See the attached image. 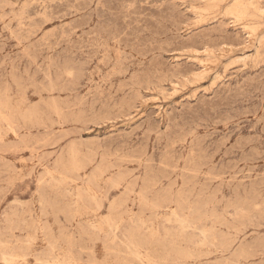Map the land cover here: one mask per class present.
<instances>
[{
  "label": "rangeland",
  "instance_id": "1",
  "mask_svg": "<svg viewBox=\"0 0 264 264\" xmlns=\"http://www.w3.org/2000/svg\"><path fill=\"white\" fill-rule=\"evenodd\" d=\"M0 99V264H264V0H0Z\"/></svg>",
  "mask_w": 264,
  "mask_h": 264
},
{
  "label": "bare ground",
  "instance_id": "2",
  "mask_svg": "<svg viewBox=\"0 0 264 264\" xmlns=\"http://www.w3.org/2000/svg\"><path fill=\"white\" fill-rule=\"evenodd\" d=\"M101 1H102V0H101ZM242 1H243V0H242ZM246 1H247V0H246ZM243 3H244V2H243ZM97 4H98V3H97ZM101 5H102V4H101ZM133 5H134V4H132V6H133ZM240 5L242 6V9H243V10L241 11V13H243V12L246 10L247 7L244 6V5H242V3H240ZM169 6H170V5H169ZM241 6H240V7H241ZM170 7H171V6H170ZM171 8H172V7H171ZM103 9H104V7H103ZM161 9H162V8H161ZM161 9H160V10H161ZM240 9H241V8H240ZM250 9H251V8H250ZM250 9H249V10H250ZM172 10H173V9H172ZM176 10H178V9H176ZM176 10H175V11H176ZM175 11H174V12H175ZM77 12H78V11H77ZM78 13H79V12H78ZM241 13H240V14H241ZM174 14H175V13H174ZM174 14H173V15H174ZM177 14H178V13H177ZM243 14H244V13H243ZM181 16H182V15H181ZM92 17H93V16H92ZM175 18H177V17H175ZM32 19H34V18H32ZM96 19H97V18H96ZM29 21H30V20H29ZM97 21H98V19H97ZM97 21H96V22H97ZM172 21H173V20H172ZM237 21H238V20H237ZM87 24H88V23H87ZM95 24H96V23H95ZM95 24H94V25H95ZM178 24H180V23H178ZM96 25H97V24H96ZM233 26H234V25H233ZM86 27H87V26H86ZM167 27H168V26H167ZM144 28H145V27H144ZM171 28H172V27H171ZM107 29H108V28H107ZM128 29H130V28L128 27ZM146 29H147V28H146ZM178 29H179V28H178ZM224 29H225V28H224ZM239 29H240V28H239ZM87 30H88V28H87ZM114 30H115V29H114ZM8 31H10V30H8ZM105 31H106V30H105ZM112 31H113V30H112ZM170 31H171V30H170ZM213 31H214V30H213ZM220 31H221V30H220ZM220 31H219V32H220ZM113 32H114V31H113ZM131 32L133 33V31H131ZM219 32H218V33H219ZM228 32H229V31H228ZM25 33H26V32H25ZM172 33H173V32H172ZM178 33H179V32H178ZM17 34H18V33H17ZM20 34H21V33H20ZM96 34H97V33H96ZM101 34H102V33H101ZM124 34H125V33H124ZM148 34H149V33H148ZM150 34H151V33H150ZM179 34H180V33H179ZM213 34H214V33H213ZM215 34H216V33H215ZM1 35H2V34H1ZM27 35H28V33H27ZM69 35H70V34H69ZM90 35H91V34H90ZM90 35H89V36H90ZM97 35H98V34H97ZM113 35H114V34H113ZM144 35H145V34H144ZM17 36H18V35H17ZM93 36H94V35H93ZM133 36H135V35H133ZM177 36H178V35H177ZM181 36H182V35H181ZM25 37H26V36H25ZM95 37H96V36H95ZM138 37H139V36H138ZM156 37H157V36H156ZM170 37H171V36H170ZM172 37H173V36H172ZM15 38H16V37H15ZM32 38H33V37H32ZM103 38H104V37H103ZM152 38H153V37H152ZM29 39H30V38H29ZM100 39H101V38H100ZM106 39H107V38H106ZM114 39H115V38H114ZM119 39H120V38H119ZM154 39H155V38H154ZM96 40H97V39H96ZM96 40H95V41H96ZM135 40H136V39H135ZM138 40H139V39H138ZM14 41H15V40H14ZM92 41H93V40H92ZM103 41H104V40H103ZM1 42H2V41H1ZM84 42H85V41H84ZM110 42H111V41H110ZM152 42H153V41H152ZM174 42H175V41H174ZM134 43H135V42H134ZM154 43H155V42H154ZM43 44H44V43H43ZM49 44H50V43H49ZM88 45H89V44H88ZM123 45H124V44H123ZM14 46H15V45H14ZM17 46H18V45H17ZM48 47H49V46H48ZM95 47H96V46H95ZM30 48H31V47H30ZM52 48H53V47H52ZM93 48H94V47H93ZM132 48H133V47H132ZM1 49H2V48H1ZM3 49H4V48H3ZM15 49H16V48H15ZM82 50H83V49H82ZM122 50H124V49L122 48ZM125 50H126V49H125ZM132 50H134V49H132ZM132 50H131V51H132ZM31 51H32V50H31ZM31 51H30V52H31ZM35 51H36V49H35ZM47 51H48V50H47ZM65 51H66V50H65ZM85 51H86V50H85ZM101 51H102V50H101ZM120 51H121V50H120ZM1 52H2V51H1ZM3 52H4V51H3ZM28 52H29V51H28ZM36 52H37V51H36ZM93 52H94V51H93ZM32 53H33V52H32ZM32 53H30V54H32ZM132 53H133V52H132ZM33 54H34V53H33ZM65 54H66V53H65ZM9 55H10V54H9ZM92 55H93V54H92ZM98 55H99V54H98ZM123 55H124V54H123ZM134 55H135V54H134ZM144 55H145V54H144ZM10 56H11V55H10ZM14 56H15V55H14ZM21 56H22V55H21ZM35 56H36V54H35ZM128 56H129V55H128ZM130 56H132V55H130ZM18 57H19V56H18ZM18 57H17V58H18ZM55 57H56V56H55ZM109 57H110V56H109ZM70 58H71V57H70ZM82 58H83V57H82ZM123 58H124V57H123ZM135 58H136V57H135ZM2 59H3V58H2ZM8 59H9V58H8ZM57 59H58V58H57ZM59 59H60V58H59ZM95 59H96V58H95ZM139 59H140V58H139ZM78 60H79V59H78ZM85 60H86V59H85ZM90 60L93 61V59H90ZM102 60H103V59H102ZM131 60H132V59H131ZM155 60H156V59H155ZM34 61H36V60H34ZM120 61H121V60H120ZM128 61H129V60H128ZM128 61H127V62H128ZM152 61H153V60H152ZM15 62H16V61H15ZM19 62L22 63L21 61H19ZM51 62H52V61H51ZM51 62H50V63H51ZM57 62H58V61H57ZM104 62H105V61H104ZM144 62H145V61H144ZM4 63H5V61H4ZM8 63H9V62H8ZM12 63H13V62H12ZM17 63H18V62H17ZM24 63H25V62H24ZM27 63H28V62H27ZM30 63H31V60H30ZM40 63H42V62H40ZM67 63H68V62H67ZM69 63H70V62H69ZM107 63H108V62H107ZM142 63H143V62H142ZM1 64H2V63H1ZM34 64H35V63H34ZM105 64H106V63H105ZM132 64H133V63H132ZM4 65H5V64H4ZM12 65H13V64H12ZM32 65H33V64H32ZM63 65H64V64H63ZM69 65H70V64H69ZM75 65H76V64H75ZM14 66H15V65H14ZM20 66H21V65H20ZM45 66H46V65H45ZM73 66H74V65H73ZM129 66H131V65L129 64ZM177 66H178V65H177ZM1 67H2V66H1ZM15 67H19V66H15ZM15 67H14V68H15ZM35 67H36V66H35ZM74 67H75V66H74ZM78 67H79V66H78ZM86 67H87V66H86ZM89 67H90V66H89ZM105 67H106V66H105ZM2 68H3V67H2ZM22 68H23V67H22ZM33 68H34V67H33ZM36 68H37V67H36ZM178 68H179V66H178ZM18 69H19V68H18ZM30 69H31V68H30ZM34 69H35V68H34ZM55 69H56V68H55ZM137 69H138V68H137ZM143 69H144V68H143ZM21 70H22V69H21ZM25 70H26V67H25ZM48 70H49V69H48ZM52 70H53V69H52ZM1 71H2V70H1ZM8 71H10V70H8ZM17 71H18V70H17ZM17 71H16V72H17ZM19 71H20V69H19ZM56 71H57V69H56ZM58 71H59V70H58ZM60 71H61V70H60ZM65 72H66V71H65ZM124 72H125V71H124ZM135 72H136V71H135ZM19 73H20V72H19ZM46 73H47V72H46ZM55 73H56V72H55ZM114 73H115V72H114ZM190 73H191V72H190ZM17 74H18V73H17ZM112 74H113V72H112ZM118 74H119V73H118ZM155 74H156V73H155ZM10 75H12V74H10ZM52 75H53V74H52ZM105 75H106V74H105ZM115 75H116V74H115ZM119 75H120V74H119ZM133 75H134V74H133ZM144 75H145V74H144ZM148 75H149V74H148ZM44 76H45V74H44ZM55 76H57V75H55ZM58 76H59V75H58ZM86 76H87V75H86ZM130 76H131V75H130ZM138 76H139V75H138ZM146 76H147V75H146ZM164 76H165V75H164ZM9 77H10V76H9ZM53 77H54V75H53ZM60 77H61V76H60ZM65 77H66V76H65ZM109 77H110V76H109ZM109 77H108V78H109ZM112 77H113V76H111V78H112ZM116 77H117V76H116ZM3 78H4V77H3ZM34 78H35V76H34ZM56 78H57V77H56ZM56 78H55V79H56ZM134 78H135V77H134ZM149 78H150V77H149ZM149 78H148V79H149ZM60 79H61V78H60ZM103 79H104V78H103ZM105 79H106V78H105ZM122 79H123V78H122ZM152 79H153V78H152ZM254 79H256V78H254ZM12 80H14V79H12ZM47 80H48V79H47ZM47 80H46V81H47ZM57 80H58V79H57ZM57 80H56V81H57ZM123 80H124V79H123ZM130 80H131V78H130ZM149 80H150V79H149ZM248 80H249V79H248ZM5 81H6V80H5ZM25 81H26V80H25ZM82 81H83V80H82ZM3 82H4V81H3ZM13 82H14V81H13ZM41 82H42V81H41ZM107 82H108V81H107ZM140 82H141V81H140ZM143 82H144V81H143ZM250 82H251V81H250ZM4 83H5V82H4ZM4 83H3V84H4ZM23 83H24V82H23ZM29 83H30V82H29ZM88 83H89V82H88ZM34 84H35V83H34ZM34 84H33V85H34ZM47 84H49V82H48ZM53 84H54V82H53ZM72 84H73V83H72ZM103 84H104V83H103ZM119 84H120V83H119ZM129 84H130V83H129ZM134 84H135V83H134ZM147 84H148V83H147ZM152 84H154V83L152 82ZM13 85H14V84H13ZM41 85H42V84H41ZM50 85H51V84H50ZM114 85H115V82H114ZM116 85H117V84H116ZM126 85H127V84H126ZM156 85H157V84H156ZM29 86H30V85H29ZM52 86H53V85H52ZM68 86H69V85H68ZM68 86H67V87H68ZM100 86H101V84H100ZM104 86H105V85H104ZM119 86H120V85H119ZM122 86H123V85H122ZM127 86H128V85H127ZM246 86H247V85H246ZM44 87L46 88V86H44ZM54 87H55V86H54ZM54 87H52V88L54 89ZM59 87H60V86H59ZM128 87H129V86H128ZM135 87H136V86H135ZM19 88H20V87H19ZM28 88H29V87H28ZM37 88H38V87H37ZM52 88H51V89H52ZM122 88H123V87H122ZM122 88H121V89H122ZM245 88H246V87H245ZM24 89H25V88H24ZM40 89H41V88H40ZM42 89H43V87H42ZM46 89H47V88H46ZM53 89H52V90H53ZM73 89H74V88H73ZM116 89H117V88H116ZM20 90H21V89H20ZM25 90H26V89H25ZM25 90H24V91H25ZM32 90H33V89H32ZM54 90H56V89H54ZM59 90H60V88H59ZM78 90H79V89H78ZM11 91H12V90H11ZM24 91H23V92H24ZM33 91H34V90H33ZM66 91H67V90H66ZM71 91H72V90H70V92H71ZM126 91H127V89H126ZM253 91H254V90H253ZM4 92H5V91H4ZM8 92H9V91H8ZM26 92H27V91H26ZM41 92H43V91H41ZM46 92H47V91H46ZM94 92H95V91H94ZM117 92H118V91H117ZM130 92H131V91H130ZM2 93H3V91H2ZM19 93H20V92H19ZM24 93H25V92H24ZM123 93H124V92H123ZM246 93H247V92H246ZM8 94H9V93H8ZM11 94H12V93H11ZM22 94H23V93H22ZM71 94H72V93H71ZM235 94H236V93H235ZM253 94H254V93H253ZM82 95H83V94H82ZM121 95H122V94H121ZM6 96H7V95H6ZM93 96H94V95H93ZM117 96H118V95H117ZM136 96H137V95H136ZM238 96H239V95H238ZM85 97H86V96H85ZM76 98H77V97H76ZM115 98H116V97H115ZM127 98H128V96H127ZM248 98H249V97H248ZM51 99H52V98H51ZM65 99H66V98H65ZM82 99H83V98H82ZM94 99H95V98H94ZM105 99H106V98H105ZM111 99H112V98H111ZM234 99H235V98H234ZM239 99H240V98H239ZM0 100H1V99H0ZM4 100H5V99H4ZM53 100H54V99H53ZM91 100H92V99H91ZM103 100H104V99H103ZM112 100H113V99H112ZM24 101H25V100H24ZM38 101H39V99L37 100V102H38ZM48 101H49V100H48ZM58 101H59V100H58ZM82 101H84V100H82ZM123 101H124V100H123ZM6 102H7V101H6ZM22 102H23V100L20 101V103H22ZM234 102H235V101H234ZM33 103H34V102H33ZM38 103H39V102H38ZM98 103H99V102H98ZM101 103H103V102H101ZM104 103H105V102H104ZM241 103H242V102H241ZM245 103H246V102H245ZM247 103H248V102H247ZM250 103H251V102H250ZM5 104H6V103H5ZM43 104H44V103H43ZM52 104H53V103H52ZM89 104H90V103H89ZM108 104H109V103H107V105H108ZM37 105H38V104H37ZM49 105H50V104H49ZM67 105H68V104H67ZM109 105H110V104H109ZM239 105H240V103H239ZM245 105H246V104H245ZM28 106L30 107V105H28ZM51 106H52V105H51ZM110 106H111V105H110ZM116 106H117V105H116ZM123 106H124V105H123ZM257 106H258V105H256V107H257ZM18 107H19V106H18ZM18 107H17V108H18ZM61 107H62V105H61ZM64 107H65V106H64ZM79 107H82V106H79ZM85 107H86V106H85ZM94 107H96V106L94 105ZM32 108H33V107H32ZM68 108H69V107H68ZM124 108H125V107H124ZM124 108H123V110H124ZM235 108H236V107H235ZM249 108H250V107H249ZM257 108H258V107H257ZM0 109H1V108H0ZM91 109H92V108H91ZM121 109H122V108H121ZM211 109H212V108H211ZM243 109H244V108H243ZM15 110H16V109H15ZM15 110H14V111H15ZM36 110H37V109H36ZM103 110H104V109H103ZM109 110H110V109H109ZM240 110H241V109H240ZM257 110H258V109H257ZM33 111H34V110H33ZM33 111H32V112H33ZM101 111H102V110H101ZM37 112H38V111H37ZM37 112H36L35 114H37ZM65 112H66V111H65ZM74 112H75V111H74ZM76 112H77V111H76ZM102 112H103V111H102ZM256 112H257V111H256ZM27 113H28V112H27ZM30 113H31V112H30ZM60 113H61V112H60ZM93 113H94V112H93ZM232 113H233V112H232ZM232 113H231V114H232ZM235 113H236V112H235ZM33 114H34V113H33ZM63 114H64V113H63ZM79 114H80V113H79ZM81 114H82V113H81ZM87 114H88V113H87ZM238 114H239V113H238ZM14 115H15V114H14ZM25 115H26V113H25ZM54 115H55V114H54ZM75 115H76V114H75ZM18 116H19V115H18ZM23 116H24V114H23ZM47 116H48V115H47ZM47 116H46V117H47ZM80 116H82V115H80ZM84 116H85V115H84ZM227 116H228V115H227ZM10 117H11V116H10ZM13 117H14V116H13ZM75 117H76V116H75ZM94 117H95V116H94ZM24 118H25V116H24ZM48 118H49V117H48ZM226 118H227V117H226ZM231 118H232V117H231ZM6 119H7V118H6ZM57 119H58V118H57ZM64 119H65V118H64ZM66 119H67V117H66ZM66 119H65V121H66ZM72 119H73V118H72ZM229 119H230V118H228V120H229ZM13 120H14V119H13ZM181 120H182V119H181ZM231 120H232V119H231ZM257 120H258V118H257ZM71 121H72V120H71ZM229 121H230V120H229ZM17 122H18V121H17ZM66 122H67V121H66ZM75 122H76V121H75ZM181 122H182V121H181ZM248 122H249V121H248ZM79 123H80V122H79ZM176 123H177V122H176ZM256 123H257V122H256ZM1 124H2V123H1ZM57 124H58V123H57ZM59 124H60V123H59ZM59 124H58V125H59ZM72 124H73V123H72ZM201 124H204V123H201ZM207 124H208V123H207ZM51 125H53V124H51ZM171 125H172V124H171ZM255 125H256V124H255ZM172 126H173V125H172ZM176 126H177V125H176ZM176 126H175V127H176ZM6 127H7V126H6ZM8 127H9V126H8ZM151 127H152V126H151ZM178 127H179V126H178ZM197 127H198V126H197ZM206 127H207V126H206ZM248 127H249V126H248ZM248 127H247V128H248ZM250 127H251V126H250ZM250 127H249V128H250ZM254 127H255V126H254ZM254 127H253V128H254ZM176 128H177V127H176ZM203 128H204V127H203ZM149 129H150V127H149ZM187 130H188V129H187ZM208 130H209V129H208ZM237 130H238V129H237ZM237 130H236V131H237ZM239 130H240V129H239ZM173 131H174V129H173ZM193 131H194V130H193ZM184 133H185V132H184ZM231 133H232V132H231ZM153 134H155V133H153ZM191 134H192V133H191ZM12 135H13V134H12ZM127 135H128V134H127ZM170 135H171V134H170ZM186 135H187V134H186ZM213 135H214V134H213ZM213 135H212V136H213ZM229 135H230V134H229ZM255 135L257 136V134H255ZM255 135H254V136H255ZM129 136H130V135H129ZM181 136H182V135H181ZM160 137H161V136H160ZM160 137H159V138H160ZM257 137H258V136H257ZM92 138H93V137H92ZM96 138H97V137H96ZM124 138H125V137H124ZM184 138H185V137H184ZM207 138H208V137H207ZM215 138H216V137H215ZM223 138L225 139V137H223ZM223 138H222V139H223ZM130 139H131V138H130ZM157 139H158V138H157ZM172 139H173V138H172ZM186 139H187V138H186ZM211 139H212V138H211ZM224 139H223V140H224ZM258 139H260V138H258ZM0 140H1V139H0ZM163 140H164V139H163ZM163 140H162V141H163ZM169 140H170V139H169ZM173 140H174V139H173ZM203 140L205 141L206 139H203ZM218 140H219V139H218ZM236 140H237V139H236ZM241 140H242V139H241ZM77 141H78V140H77ZM136 141H137V140H136ZM139 141H140V140H139ZM139 141H138V142H139ZM175 141H176V140H175ZM175 141H174V142H175ZM184 141H185V140H184ZM122 142H123V141H122ZM182 142H183V141H182ZM213 142H214V141H213ZM213 142H212V143H213ZM216 142H217V141H216ZM238 142H239V140H238ZM241 142H242V141H241ZM159 143H160V142H159ZM171 143H173V142H171ZM171 143H170V144H171ZM179 143H181V142H179ZM214 143H215V142H214ZM254 143H255V142H254ZM261 143H262V142H261ZM54 144H55V143H54ZM130 144H132V143H130ZM168 144H169V143H168ZM191 144H192V143H191ZM203 144H204V143H203ZM236 144H237V143H236ZM21 145H22V144H21ZM80 145H81V144H80ZM156 145H157V143H156ZM156 145H155V146H156ZM159 145H160V144H159ZM262 145H263V144H262ZM6 146H7V145H6ZM14 146H16V145H14ZM83 146H84V144H83ZM174 146H176V144H174ZM208 146H209V145H208ZM211 146H212V144H211ZM20 147H21V146H20ZM69 147H70V146H69ZM140 147H141V146H140ZM172 147H173V145H172ZM215 147H216V146H215ZM79 148H80V147H79ZM133 148H134V147H133ZM180 148H181V147H180ZM197 148H198V147H197ZM210 148H211V147H210ZM256 148H257V147H256ZM9 149H10V148H9ZM144 149H145V148H144ZM167 149H168V148H167ZM167 149H165V150H167ZM208 149H209V148H208ZM66 150H68V149H66ZM77 150H78V149H77ZM131 150H132V149H131ZM178 150H179V149H178ZM4 151H5V149H4ZM156 151H157V150H156ZM232 151H233V150H232ZM247 151H248V150H247ZM252 151H253V150H252ZM6 152H7V151H6ZM77 152H78V151H77ZM126 152H127V151H126ZM189 152H190V151H189ZM237 152H238V151H237ZM257 152H258V151H257ZM66 153H67V152H66ZM171 153H173V152H171ZM208 153H209V152H208ZM212 153H213V152H212ZM69 154H70V152H69ZM69 154H68V155H69ZM71 154H72V152H71ZM90 154H91V153H90ZM157 154H158V153H157ZM162 154H163V153H162ZM193 154H194V153H193ZM216 154H217V153H216ZM216 154H214V155L216 156ZM235 154H236V153H235ZM238 154H239V153H238ZM42 155H43V154H42ZM74 155H75V154H74ZM85 155H86V154H85ZM93 155H94V153H93ZM110 155H111V154H110ZM155 155H156V154H155ZM189 155H190V154H189ZM208 155H209V154H208ZM245 155H246V154H245ZM113 156H114V155H113ZM163 156H164V155H163ZM163 156H162V157H163ZM166 156H168V155H167V151H166ZM174 156H175V155H174ZM176 156H177V155H176ZM199 156H200V155H199ZM234 156H235V155H234ZM234 156H233V157H234ZM48 157H51V156H48ZM71 157H72V155H71ZM83 157H84V156H83ZM92 157H93V156H92ZM121 157H123V153H122V156H120V158H121ZM137 157H138V156H137ZM153 157H154V156H153ZM171 157H173V156H171ZM194 157H195V156H194ZM73 158H74V157H73ZM85 158H86V157H85ZM88 158H89V156H88ZM154 158H155V157H154ZM205 158H206V157H205ZM226 158H227V157H226ZM238 158H239V157H238ZM38 159H40V158H38ZM125 159H126V158H125ZM132 159H133V158H132ZM139 159H140V158H139ZM139 159H138V160H139ZM166 159H167V157H166ZM173 159H174V157H173ZM189 159H190V158H189ZM200 159H201V158H200ZM214 159H215V158H214ZM232 159H233V158H232ZM235 159H237V158H235ZM257 159H258V158H257ZM80 160H81V159H80ZM88 160H89V159H88ZM90 160H91V159H90ZM90 160H89V161H90ZM107 160H108V159H107ZM107 160H106V161H107ZM130 160H131V159H130ZM130 160H128V161H130ZM164 160H165V159H164ZM164 160H163V161H164ZM193 160H195V159H193ZM198 160H199V158H198ZM201 160H203V159H201ZM251 160H252V159H251ZM73 161H74V160H73ZM81 161H82V160H81ZM116 161H117V160H116ZM120 161H122V160H120ZM123 161H124V160H123ZM128 161H127V162H128ZM133 161H134V160H133ZM136 161H137V160H136ZM147 161H148V160H147ZM205 161H206V160H205ZM211 161H212V159H211ZM93 162H94V161H93ZM151 162H152V161H151ZM165 162H166V161H165ZM186 162H187V160H186ZM192 162H193V161H192ZM69 163H70V161H69ZM71 163H73L72 160H71ZM89 163H90V162H89ZM103 163H104V162H103ZM123 163H125V162H122V164H123ZM130 163H131V162H130ZM148 163H149V162H148ZM157 163H158V162H157ZM195 163H196V162H195ZM5 164H6V163H5ZM56 164H57V162H56ZM79 164H81V163H79ZM82 164H83V162H82ZM85 164H86V163H85ZM108 164H109V163H108ZM150 164H151V163H150ZM150 164H149V165H150ZM162 164H163V163H162ZM162 164H159V165H162ZM202 164H203V163H202ZM223 164H224V163H223ZM235 164H236V163H235ZM3 165H4V164H3ZM6 165H7V164H6ZM21 165H22V164H21ZM61 165H62V164H61ZM69 165H70V164H69ZM87 165H88V164H87ZM99 165H100V164H99ZM185 165H186V163H185ZM194 165H195V164H194ZM216 165H217V164H216ZM230 165H231V164H230ZM230 165H229V166H230ZM7 166H8V165H7ZM56 166H57V165H56ZM82 166H83V165H82ZM112 166H113V165H112ZM112 166H110V168H112ZM163 166H164V165H163ZM163 166H162V167H163ZM175 166H176V165H175ZM220 166H222V165H220ZM35 167H36V166H35ZM61 167H62V166H61ZM68 167H69V166H68ZM117 167H119V166H117ZM117 167H115V168H117ZM149 167H150V166H149ZM149 167H148V168H149ZM212 167H213V166H212ZM216 167H217V166H216ZM255 167H256V166H255ZM6 168H7V167H6ZM53 168H54V167H53ZM58 168H59V167H58ZM80 168H81V167H80ZM82 168H84V167H82ZM108 168H109V167H108ZM166 168H168V167L166 166ZM171 168H173V167H171ZM171 168H170L169 170H171ZM185 168H186V167H185ZM188 168H189V167H188ZM196 168H197V167H196ZM198 168H199V167H198ZM224 168H225V167H224ZM4 169H5V168H4ZM56 169H57V168H56ZM61 169H62V168H61ZM113 169H114V168H113ZM186 169H187V168H186ZM189 169H190V168H189ZM213 169H214V167H213ZM217 169H218V168H217ZM46 170H47V169H46ZM93 170H94V169H93ZM111 170H112V169H111ZM111 170H110V171H111ZM147 170H149V169H147ZM207 170H208V169H207ZM226 170H227V169H226ZM248 170H249V169H248ZM24 171H25V170H24ZM64 171H65V170H64ZM67 171H68V170H67ZM67 171H65V173H66ZM71 171H73V170H71ZM95 171H97V170H95ZM95 171H94V172H95ZM106 171H109V170H106ZM129 171H130V170H129ZM167 171H168V169H167ZM167 171H166V172H167ZM2 172H3V171H2ZM5 172H6V171H5ZM73 172H74V171H73ZM73 172H72L71 174H73ZM133 172H135V171H133ZM146 172H147V171H146ZM175 172H176V171H175ZM175 172H174V173H175ZM246 172H247V171H246ZM32 173H33V172H32ZM91 173H93V172H91ZM95 173H96V172H95ZM157 173H158V172H157ZM187 173H188V172H187ZM212 173H213V172H212ZM224 173H225V172H224ZM2 174H3V173H2ZM2 174H1V175H2ZM96 174H97V173H96ZM126 174H127V173H126ZM177 174H178V173H177ZM209 174H210V173H209ZM217 174H218V173H217ZM257 174H258V173H257ZM1 175H0V176H1ZM76 175H78V174H76ZM97 175H99V174H97ZM185 175H186V174H185ZM238 175H240V174H238ZM245 175H246V174H245ZM262 175H263V174H262ZM89 176H90V175H89ZM92 176H93V175H92ZM94 176H95V175H94ZM110 176H111V174H110ZM122 176H123V175H122ZM182 176H183V175H182ZM190 176H191V175H190ZM200 176H201V175H200ZM219 176H220V175H219ZM223 176H224V175H223ZM234 176H235V175H234ZM52 177H53V176H52ZM64 177H65V176H64ZM176 177L178 178V176H176ZM186 177H187V176H186ZM206 177H208V176H206ZM53 178H54V177H53ZM99 178H100V177H99ZM99 178H98V179H99ZM123 178H124V176H123ZM146 178H147V177H146ZM151 178H152V177H151ZM177 178H176V179H177ZM210 178H211V177H210ZM218 178H219V177H218ZM244 178H245V177H244ZM257 178H260V177H257ZM90 179H91V177H90ZM90 179H89V180H90ZM92 179H93V178H92ZM121 179H122V178H121ZM149 179H150V177H149ZM168 179H170V178H168ZM176 179H175V180H176ZM189 179H190V178H189ZM205 179H206V178H205ZM215 179H216V178H215ZM215 179H214V180H215ZM255 179H256V178H255ZM255 179H254V180H255ZM54 180H55V179H54ZM93 180H94V179H93ZM117 180H118V179H117ZM146 180H147V179H146ZM157 180H158V179H157ZM185 180H186V178H185ZM234 180H235V178H234ZM243 180H244V179H243ZM254 180H253V181H254ZM42 181H43V180H42ZM57 181H58V180H57ZM91 181H92V180H91ZM162 181H163V180H162ZM166 181H167V180H166ZM182 181H183V180H182ZM206 181H207V180H206ZM209 181H210V180H209ZM241 181H242V180H241ZM47 182H48V180H47ZM98 182H99V181H98ZM98 182H97V184H98V186H99V183H98ZM135 183H136V182H135ZM150 183H151V181H150ZM156 183H158V182H156ZM161 183H162V182H161ZM163 183H164V182H163ZM169 183H170V182H169ZM169 183H168V184H169ZM222 183H223V182H222ZM254 183H255V182H254ZM39 184H40V182H39ZM52 184H53V182H52ZM127 184H128V183H127ZM170 184H171V183H170ZM228 184H229V183H228ZM252 184H253V183H252ZM6 185H7V184H6ZM134 185H135V184H134ZM142 185H144V182H143ZM184 185H186V184L184 183ZM201 185H202V183H201ZM218 185H219V184H218ZM237 185H238V184H237ZM40 186H41V185H40ZM40 186H39V187H40ZM60 186H61V185H60ZM128 186H129V185H128ZM150 186H151V185H150ZM169 186H170V185H169ZM225 186H226V185H225ZM95 187H97V186H95ZM115 187H116V186H115ZM170 187H171V186H170ZM174 187H175V186H174ZM186 187H187V186H186ZM203 187H204V186H203ZM215 187H216V185H215ZM257 187H258V186H257ZM9 188H10V187H9ZM11 188H12V187H11ZM86 188H87V187H86ZM110 188H111V185H110ZM128 188H129V187H128ZM148 188H149V187H147V189H148ZM159 188H160V187H159ZM168 188H169V187H168ZM201 188H202V186H201ZM46 189H47V188H46ZM69 189H70V188H69ZM125 189H126V188H125ZM150 189H151V187H150ZM150 189H149V190H150ZM234 189H235V188H234ZM244 189H245V188H244ZM38 190H39V189H38ZM57 190H59V189L57 188ZM91 190H92V189H91ZM98 190H99V189H98ZM145 190H146V188H145ZM149 190H148V191H149ZM158 190H159V189H158ZM167 190H168V189H167ZM184 190H185V189H184ZM215 190H216V189H215ZM217 190H218V189H217ZM245 190H246V189H245ZM254 190H255V189H254ZM66 191H68V190H66ZM83 191H84V190H83ZM109 191H110V190H109ZM122 191H123V190H122ZM125 191H127V190H125ZM202 191H203V188H202ZM202 191H201V192H202ZM36 192H37V191H36ZM69 192H70V190H69ZM93 192H95V191H93ZM128 192H129V191H128ZM132 192H133V190H132ZM142 192H143V191H142ZM152 192H153V191H152ZM226 192H227V191H226ZM251 192H252V191H251ZM2 193H3V192H2ZM41 193H42V192H41ZM75 193H76V192H75ZM146 193H148V192L146 191ZM150 193H151V192H150ZM169 193H171V192H168V194H169ZM187 193H188V192H187ZM213 193H214V192H213ZM213 193H211V194H213ZM219 193H220V192H219ZM231 193H232V192H231ZM235 193H236V192H235ZM36 194H37V193H36ZM96 194H97V193H96ZM96 194H95V196H96ZM126 194H127V193H126ZM143 194H145V193H143ZM143 194H141V195L143 196ZM156 194H157V193H156ZM158 194H159V192H158ZM162 194H163V193H162ZM166 194H167V192H166ZM238 194H239V193H238ZM46 195H47V194H46ZM55 195H56V194H55ZM98 195H99V194H98ZM119 195H120V194H119ZM123 195H124V194H123ZM164 195H165V194H164ZM243 195H244V194H243ZM251 195H252V194H251ZM253 195H254V193H253ZM42 196H43V195H42ZM53 196H54V195H53ZM73 196H74V195H73ZM125 196H126V195H125ZM145 196H147V195H145ZM158 196H159V195H158ZM188 196H189V195H188ZM188 196H187V197H188ZM213 196H215V195H213ZM236 196H237V195H236ZM236 196H235V197H236ZM36 197H37V196H36ZM62 197H63V196H62ZM133 197H134V196H133ZM229 197H230V196H229ZM247 197H248V196H247ZM250 197H251V196H250ZM257 197H258V196H257ZM257 197H255V198L258 199ZM46 198L48 199V197L45 196V199H46ZM59 198L61 199V197H59ZM118 198H119V197H118ZM154 198H155V197H154ZM251 198H253V197H251ZM56 199H57V197H56ZM56 199H55V200H56ZM64 199H65V198H64ZM75 199H76V198H75ZM89 199H90V198H89ZM125 199H126V198H125ZM125 199H124V200H125ZM127 199H128V198H127ZM175 199H176V198H175ZM241 199H242V197H241ZM253 199H254V198H253ZM15 200H16V199H15ZM21 200H22V199H21ZM25 200H26V199H25ZM39 200H40V199H39ZM55 200H54V201H55ZM112 200H113V199H112ZM124 200H123V201H124ZM157 200H158V199H157ZM180 200H181V199H180ZM192 200H193V199H192ZM235 200H236V199L234 198V201H235ZM263 200H264V199H263ZM12 201H13V200H12ZM23 201H24V200H23ZM73 201H74V200H73ZM86 201H87V200H86ZM110 201H111V199H110ZM120 201L122 202V200H120ZM127 201H128V200H127ZM132 201L134 202V200H132ZM60 202H62V201L60 200ZM111 202H112V205H113V201H111ZM138 202H139V201H138ZM179 202H182V201H179ZM192 202H193V201H192ZM194 202L196 203V201H194ZM236 202H237V201H236ZM247 202H248V201H247ZM254 202H255V201H254ZM256 202H257V201H256ZM256 202H255V203H256ZM52 203H53V202H52ZM115 203L117 204V202H115ZM127 203H128V202H127ZM157 203H158V202H156L155 204H157ZM182 203H183V202H182ZM187 203H188V202H187ZM209 203H210V202H209ZM241 203H242V202H241ZM245 203H246V202H245ZM262 203H264V202H262ZM15 204H16V203H15ZM18 204H19V203H18ZM49 204H50V203H49ZM59 204H60V203H58V204H56V205H59ZM188 204H189V203H188ZM188 204H187V205H188ZM236 204H237V203H236ZM259 204H260V202H259ZM10 205H11V201H10ZM20 205H21V204H20ZM22 205H23V204H22ZM47 205H48V204H47ZM52 205H53V204H52ZM54 205H55V202H54ZM56 205H55V206H56ZM64 205H65V204H64ZM71 205H72V204H71ZM123 205H124V204H123ZM159 205H160V204H159ZM184 205H185V204H184ZM184 205H183V206H184ZM229 205H230V204H229ZM238 205H239V204H238ZM243 205H244V204H243ZM72 206H73V205H72ZM110 206H111V205H110ZM113 206H114V205H113ZM126 206H127V205H126ZM143 206H144V205H143ZM202 206H203V205H202ZM204 206H205V205H204ZM215 206H217V205H215ZM262 206H263V204H262ZM23 207H24V206H23ZM52 207H53V206H52ZM89 207H90V206H89ZM116 207H117V206H116ZM144 207H145V206H144ZM200 207H201V206H200ZM228 207H229V206H228ZM41 208H42V207H41ZM49 208H50V207H49ZM69 208H70V207H69ZM72 208H74V207H72ZM118 208H121V207L119 206ZM145 208H146V207H145ZM195 208H196V207H195ZM201 208H202V207H201ZM218 208H219V207H218ZM33 209H34V208H33ZM45 209H46V208H45ZM47 209H48V208H47ZM50 209H51V208H50ZM62 209H63V208H62ZM113 209H114V208H113ZM116 209H117V208H116ZM187 209H188V208H187ZM187 209H186V210H187ZM254 209H255V208H254ZM59 210H60V209H59ZM59 210H58V211H59ZM74 210H75V208H74ZM108 210H109V208H108ZM108 210H107V211H108ZM151 210H152V209H151ZM216 210H217V209H216ZM218 210H219V209H218ZM227 210H228V209H227ZM22 211H23V210H22ZM39 211H40V210H39ZM52 211H53V210H52ZM163 211H164V210H163ZM196 211H197V210H196ZM4 212H5V211H4ZM15 212H16V211H15ZM44 212H45V211H43V213H44ZM60 212H62V211H60ZM64 212H65V210H64ZM69 212H70V211H69ZM71 212H72V210H71ZM71 212H70V213H71ZM145 212H147V211H145ZM145 212H144V213L140 212V213L145 214ZM191 212H192V211H191ZM221 212H222V211H221ZM34 213H35V212H34ZM34 213H33V214H34ZM52 213H53V212H52ZM169 213H170V212H169ZM192 213H193V212H192ZM229 213H230V212H229ZM4 214H5V213H4ZM39 214H40V212H39ZM45 214H46V212H45ZM95 214H96V213H95ZM142 214H140V215H142ZM159 214H160V213H159ZM194 214H195V213H194ZM201 214H203V213H201ZM220 214H221V213H220ZM257 214H258V213H257ZM13 215H14V214H13ZM63 215H64V213H63ZM80 215H81V214H80ZM119 215H120V214H119ZM150 215H151V213H150ZM229 215H231V214H229ZM255 215H256V214H255ZM259 215H261V214H259ZM263 215H264V214H263ZM34 216H35V215H34ZM44 216H45V215H44ZM46 216H47V214H46ZM46 216H45V217H46ZM52 216H53V215H52ZM61 216H62V215H61ZM64 216H65V215H64ZM66 216H67V214H66ZM72 216H73V215H72ZM101 216H102V215H101ZM152 216H153V215H152ZM251 216H252V215H251ZM253 216H254V215H253ZM14 217H16V216H14ZM24 217H25V216H24ZM30 217H31V216H30ZM47 217H49V216H47ZM62 217H63V216H62ZM67 217H68V216H67ZM85 217H86V216H85ZM200 217H202V216H200ZM200 217H199V218H200ZM233 217H234V216H233ZM260 217H262V216H260ZM7 218H9V217L7 216ZM26 218H27V217H26ZM52 218H53V217H52ZM56 218H57V217H56ZM64 218H65V217H64ZM69 218H70V217H69ZM96 218H98V217H96ZM196 218H197V217H196ZM262 218H263V217H262ZM27 219H28V218H27ZM29 219H31V218H29ZM37 219H38V217H37ZM147 219H149V218H147ZM228 219H230V217H229ZM239 219H240V218H239ZM8 220H9V219H8ZM11 220H12V219H11ZM25 220H26V219H25ZM58 220H59V219H58ZM73 220H74V218H73ZM131 220H133V219H131ZM140 220H141V219H140ZM214 220H215V219H214ZM261 220H262V219H261ZM28 221H29V220H28ZM30 221H31V220H30ZM138 221H139V220H138ZM182 221H183V220H182ZM208 221H209V220H208ZM230 221H231V220H230ZM255 221H256V220H255ZM46 222H47V221H46ZM46 222H45V226L49 227V226H48L49 223L47 222L48 225H46ZM59 222H60V221H59ZM92 222H93V221H92ZM136 222H137V221H136ZM141 222H142V221H141ZM210 222H211V221H210ZM224 222H225V221H224ZM251 222H252V221H251ZM14 223H15V222H14ZM185 223H186V222H185ZM205 223H206V222H205ZM222 223H223V218H222ZM25 224H27V223H25ZM56 224H57V223H56ZM70 224H71V223H70ZM98 224H99V223H98ZM140 224H141V223H140ZM186 224H188V223H186ZM207 224H209V222H208ZM16 225H17V224H16ZM145 225H146V224H145ZM45 226H44V227H45ZM74 226H75V225H74ZM90 226H91V225H90ZM140 226H141V225H140ZM184 226H185V225H184ZM223 226H224V225H223ZM30 227H31V226H30ZM32 227H33V226H32ZM190 227H191V226H190ZM220 227H221V226H220ZM9 228H10V226H9ZM147 228H148V226H147ZM181 228H182V227H181ZM184 228H185V227H184ZM186 228H187V227H186ZM199 228H201V227H199ZM23 229L26 230L27 228L25 229V228L23 227ZM196 229H197V228H196ZM196 229H195V230H196ZM225 229H226V228H225ZM256 229H258V228H256ZM30 230H31V229H30ZM40 230H41V229H40ZM44 230H46V229H44ZM47 230H49V228H47ZM72 230H73V229H72ZM119 230H120V228H119ZM130 230H131V229H130ZM130 230H129V231H130ZM143 230H144V228H143ZM146 230H147V229H146ZM232 230H233V229H232ZM28 231H29V228H28ZM33 231H34V230H33ZM37 231H38V230H37ZM51 231H52V230H51ZM55 231H56V230H55ZM58 231H60V230H58ZM82 231H83V230H82ZM82 231H81V232H82ZM46 232H47V231H46ZM110 232H112V231H110ZM197 232H198V231H197ZM250 232H251V231H250ZM23 233H24V232H23ZM62 233H63V232H62ZM128 233H129V232H128ZM43 234H45V233H43ZM46 234H47V233H46ZM46 234H45V235H46ZM49 234H50V232H49ZM109 234H110V233H109ZM132 234H133V233H132ZM132 234H131V236H132ZM136 234H138V233H136ZM170 234L172 235L173 232L170 233ZM177 234H178V233H177ZM245 234H246V233H245ZM59 235H60V234H59ZM88 235H89V234H88ZM111 235H112V234H111ZM111 235H110V236H111ZM240 235H241V234H240ZM74 236H75V235H74ZM78 236H79V235H78ZM133 236L135 237V234H134ZM133 236H132V237H133ZM140 236H141V235H140ZM179 236H180V235H179ZM181 236H182V235H181ZM183 236H184V235H183ZM187 236H188V235H187ZM187 236H186V237H187ZM1 237H2V236H1ZM176 237H177V236H176ZM189 237H190V236H189ZM255 237H256V236H255ZM2 238H3V237H2ZM2 238H1V240H2ZM8 238H9V237H8ZM8 238H7V239H8ZM55 238H56V236H55ZM59 238H60V237H59ZM77 238H78V237H77ZM80 238H81V237H80ZM85 238H86V237H85ZM92 238H93V237H92ZM108 238H109V237H108ZM112 238H113V237H112ZM127 238H128V237H127ZM136 238H138V236H137ZM139 238H140V237H139ZM167 238H168V237H167ZM180 238H181V237H180ZM183 238H184V237H183ZM183 238H182V239H183ZM246 238H247V237H246ZM250 238H251V237H250ZM253 238H254V237H253ZM5 239H6V237L4 238V240H5ZM10 239H12V238H10ZM10 239H9V241H10ZM50 239H51V238H50ZM65 239H66V238H65ZM178 239H179V237H178ZM186 239H187V238H186ZM189 239H190V238H189ZM15 240H17V239H15ZM18 240H19V239H18ZM18 240H17V241H18ZM53 240H54V239H53ZM96 240H97V237H96ZM107 240H108V239H107ZM131 240H132V239H131ZM165 240H166V239H165ZM176 240H177V239H176ZM187 240H188V239H187ZM231 240H232V239H231ZM253 240H254V239H253ZM6 241H7V240H6ZM17 241H16V243H18ZM30 241H31V240H30ZM64 241H65V240H63L62 243H64ZM73 241H74V240H73ZM81 241H83V240H81ZM90 241H91V240H90ZM90 241H88V242H90ZM98 241H99V240H98ZM98 241H97V242H98ZM133 241H134V240H133ZM139 241H141V239H139ZM143 241H144V240H143ZM168 241H170V240H168ZM172 241H173V240H172ZM177 241H178V240H177ZM183 241H184V240H183ZM183 241H182V242H183ZM2 242H3V241H2ZM7 242H8V241H7ZM26 242H27V241H26ZM95 242H96V241H95ZM106 242H107V241H106ZM178 242H179V241H178ZM182 242H181V244H182ZM10 243H11V241H10ZM24 243H25V242H24ZM28 243H29V242H28ZM28 243H27V244H28ZM73 243H74V242H73ZM86 243H87V241H86ZM102 243H103V242H102ZM130 243H131V242H130ZM132 243H133V242H132ZM163 243H164V242H163ZM166 243H167V242H166ZM168 243H169V242H168ZM170 243H171V242H170ZM1 244H2V243H1ZM4 244H5V243H4ZM19 244H20V243H19ZM135 244H136V242H135ZM138 244H139V242H138ZM146 244H148V243H146ZM152 244H153V243H152ZM152 244H151V245H152ZM164 244H165V243H164ZM174 244H175V243H174ZM254 244H255V243H254ZM260 244H261V243H260ZM260 244H259V245H260ZM14 245H15V244H14ZM14 245H13V247H15ZM21 245H22V244H21ZM52 245H53V243H52ZM92 245H93V244H92ZM94 245H95V244H94ZM94 245H93V247H94ZM136 245H137V244H136ZM141 245H142V244H141ZM154 245H157V244H154ZM158 245H159V243H158ZM158 245H157V246H158ZM161 245H163V244H161ZM5 246H6V245H5ZM9 246H10V245H9ZM16 246H18V244H16ZM22 246H23V245H22ZM24 246H25V245H24ZM48 246H49V245H48ZM59 246H60V245H59ZM62 246H63V245H62ZM65 246H66V245H65ZM103 246H104V244H103ZM129 246H130V245H129ZM164 246H166V245H164ZM164 246H163V247H164ZM171 246H172V245H171ZM171 246H170V247H171ZM173 246H174V245H173ZM173 246H172V247H173ZM177 246H178V245H177ZM205 246H206V244H205ZM13 247H12V248H13ZM60 247H61V246H60ZM71 247H72V246H71ZM135 247H136V246H135ZM135 247H134V248H135ZM143 247H144V246H142L141 249H144ZM146 247H148V246H146ZM151 247H152V246H151ZM168 247H169V246H168ZM259 247H260V246H259ZM9 248H10V247H9ZM111 248H112V247H111ZM130 248H131V247H130ZM178 248H180V247H178ZM252 248H253V247H252ZM4 249L6 250L7 248H4ZM4 249H2V250H4ZM16 249H18V248H16ZM73 249H74V248H73ZM92 249H94V248H92ZM103 249L105 250V248H103ZM106 249H107V247H106ZM108 249H109V248H108ZM112 249H113V248H112ZM115 249H116V248H115ZM117 249H118V248H117ZM117 249H116V250H117ZM120 249H121V248H120ZM122 249H123V248H122ZM151 249H152V248H151ZM182 249H183V248H182ZM246 249H247V248H245V250H246ZM0 250H1V249H0ZM7 250H8V249H7ZM7 250H6V251H7ZM20 250H21V249H20ZM53 250H54V249H53ZM53 250H52V251H53ZM59 250H60V248H59ZM84 250H85V249H84ZM134 250H135V249H134ZM146 250H147V249H146ZM160 250H161V249H160ZM171 250H172V249H171ZM173 250H174V249H173ZM177 250H179V249H177ZM177 250H176V251H177ZM243 250H244V249H243ZM9 251H10V250H9ZM12 251H13V250H12ZM86 251H87V250H86ZM107 251H109V250H107ZM110 251H111V250H110ZM112 251H113V250H112ZM112 251H111V252H112ZM126 251H127V250H126ZM131 251H132V250H131ZM131 251H130V252H131ZM164 251H165V250H164ZM166 251H167V248H166ZM181 251H182V250H181ZM57 252H58V250H57ZM74 252H75V251H74ZM81 252L83 253V250H82ZM130 252H129V253H130ZM132 252H133V251H132ZM138 252H139V251H138ZM146 252H147V251H146ZM159 252H160V251H159ZM171 252H172V251H171ZM173 252H174V251H173ZM192 252H193V251H192ZM230 252H231V251H230ZM10 253H11V251H10ZM67 253H69V252H67ZM79 253H80V252H79ZM118 253H119V252H118ZM123 253H124V252H123ZM148 253L151 254V252H148ZM148 253H147V255H148ZM156 253H157V252H156ZM168 253H169V252H168ZM178 253H179V251H178ZM195 253H196V252H195ZM240 253H241V251H240ZM17 254H18V253H17ZM43 254H44V253H43ZM49 254H50V253H49ZM51 254H53V253H51ZM51 254H50V255H51ZM60 254H61V253H60ZM62 254H63V253H62ZM62 254H61V256H62ZM152 254H153V253H152ZM169 254H170V253H169ZM172 254H173V253H172ZM180 254H181V253H180ZM189 254L191 255L192 253L189 252ZM198 254H199V253H198ZM237 254H238V253H237ZM46 255H47V254H46ZM56 255H57V254H56ZM56 255H55V256H56ZM58 255H59V254H58ZM83 255H84V254H83ZM88 255H89V254H88ZM105 255H106V254H105ZM110 255H111V254H110ZM116 255H118V254L116 253ZM123 255H124V254H123ZM123 255H122V256H123ZM131 255H133V254H131ZM135 255H138V254H135ZM140 255H141V254H140ZM142 255H143V254H142ZM145 255H146V253H145ZM153 255H154V254H153ZM156 255H158V254H156ZM159 255H160V254H159ZM159 255H158V256H159ZM161 255H162V254H161ZM181 255H183V254H181ZM187 255H188V254H187ZM240 255H241V254H240ZM18 256H20V255H18ZM29 256H30V255H29ZM40 256H41V255H40ZM61 256H60V257H61ZM106 256H107V255H106ZM112 256H113V255H112ZM114 256H115V255H114ZM164 256H167V255H164ZM194 256H195V258H196V255H195V254H194ZM194 256H193V257H194ZM231 256H232V255H231ZM8 257H9V256H8ZM23 257L25 258V256H23ZM38 257H39V256H38ZM44 257H45V256H44ZM50 257H51V256H49L48 258H50ZM57 257H58V256H57ZM63 257L66 258L65 255H64ZM70 257H72V256H70ZM79 257H80V256H79ZM88 257H89V256H88ZM90 257H91V256H90ZM108 257H109V256H108ZM124 257H125V256H124ZM124 257H123V258H124ZM130 257H131V256H130ZM145 257H146V256H145ZM167 257H168V256H167ZM167 257H166V258H167ZM236 257H237V256H236ZM3 258H4V257H3ZM35 258H37V257H35ZM51 258H52V257H51ZM68 258H69V257H68ZM80 258H81V257H80ZM86 258H87V256H86ZM103 258H104V257H103ZM123 258H122V260H123ZM127 258H128V257H127ZM131 258H133V257H131ZM139 258H140V257H139ZM162 258H163V257H162ZM180 258H181V257H180ZM39 259H41V258H39ZM42 259L44 260V258H42ZM42 259H41L40 261H42ZM57 259H58V258H57ZM57 259H55V260H57ZM60 259H61V258H60ZM72 259H73V258H72ZM74 259H75V258H74ZM74 259H73V260H74ZM115 259H116V258H115ZM128 259H130V258H128ZM128 259H127V261H128ZM133 259H135V258H133ZM136 259H137V258H136ZM141 259H142V258H141ZM143 259H144V257H143ZM151 259H152V258H151ZM151 259H149V261H150ZM158 259H159V257H158ZM163 259H164V258H163ZM163 259H162V260H163ZM23 260H25V259H23ZM33 260H34V258H33ZM50 260H51V259H50ZM64 260H68V259H63V261H64ZM70 260H71V259L69 258V261H70ZM103 260H104V259H103ZM122 260H121V261H122ZM124 260H125V258H124ZM144 260H145V259H144ZM155 260H156V259H155ZM44 261H45V260H44ZM52 261H54V260H52ZM85 261H86V260H85ZM98 261H100V260H98ZM127 261H126V262H127ZM136 261H137V260H136ZM145 261H146V260H145ZM149 261H148V264H149ZM3 262H4V260H3ZM5 262H6V261H5ZM23 262H24V261H23ZM42 262H43V261H42ZM48 262H49V261H48ZM65 262H66V261H65ZM67 262H68V261H67ZM72 262L74 263V261H72ZM78 262H79V261H78ZM100 262H101V261H100ZM139 262H140V261H139ZM156 262H157V261H156ZM212 262H213V261H212ZM221 262H222V261H221ZM223 262H224V261H223ZM15 263H16V262H15ZM24 263H25V262H24ZM34 263H35V262H34ZM45 263H46V262H45ZM52 263H54V262H51V264H52ZM55 263H56V262H55ZM57 263H58V262H57ZM62 263H63V262H62ZM91 263H92V262H91ZM91 263H90V261H89V264H91ZM115 263H117V262H115ZM118 263H119V262H118ZM132 263H133V262H132ZM141 263H142V261H141ZM225 263H226V261H225ZM229 263H230V262H229ZM43 264H44V263H43ZM48 264H49V263H48ZM59 264H61V262H60ZM67 264H68V263H67ZM104 264H105V263H104ZM108 264H109V263H108ZM122 264H123V263H122ZM143 264H145V263H143ZM163 264H164V263H163ZM169 264H170V263H169ZM219 264H220V263H219ZM261 264H262V263H261Z\"/></svg>",
  "mask_w": 264,
  "mask_h": 264
}]
</instances>
